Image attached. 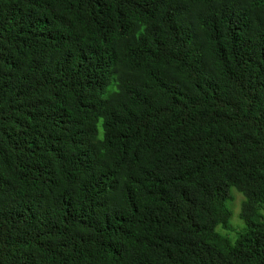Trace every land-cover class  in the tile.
<instances>
[{
    "label": "trees",
    "instance_id": "obj_1",
    "mask_svg": "<svg viewBox=\"0 0 264 264\" xmlns=\"http://www.w3.org/2000/svg\"><path fill=\"white\" fill-rule=\"evenodd\" d=\"M262 210L264 0H0V264H264Z\"/></svg>",
    "mask_w": 264,
    "mask_h": 264
},
{
    "label": "rangeland",
    "instance_id": "obj_2",
    "mask_svg": "<svg viewBox=\"0 0 264 264\" xmlns=\"http://www.w3.org/2000/svg\"><path fill=\"white\" fill-rule=\"evenodd\" d=\"M242 200V195L232 188L230 199L227 202V206L232 210L231 218L228 222L220 224L217 227V232L220 234V236L222 235L224 236L223 238L226 237L229 239L230 244L235 241V239L238 237V231H240V229L244 226V222L239 217V210ZM262 213L264 218V210H262Z\"/></svg>",
    "mask_w": 264,
    "mask_h": 264
}]
</instances>
